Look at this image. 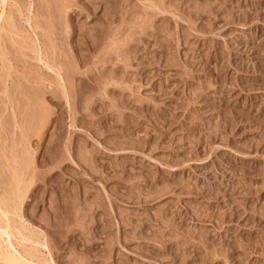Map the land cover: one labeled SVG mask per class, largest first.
<instances>
[{
	"label": "rangeland",
	"instance_id": "obj_1",
	"mask_svg": "<svg viewBox=\"0 0 264 264\" xmlns=\"http://www.w3.org/2000/svg\"><path fill=\"white\" fill-rule=\"evenodd\" d=\"M0 4V264H264V0Z\"/></svg>",
	"mask_w": 264,
	"mask_h": 264
},
{
	"label": "bare ground",
	"instance_id": "obj_2",
	"mask_svg": "<svg viewBox=\"0 0 264 264\" xmlns=\"http://www.w3.org/2000/svg\"><path fill=\"white\" fill-rule=\"evenodd\" d=\"M2 3H3V1H2ZM1 3V4H2ZM0 4V5H1ZM4 4V3H3ZM3 9V8H2ZM2 11V10H1ZM1 16H2V14H1ZM9 17V16H8ZM11 19V18H10ZM8 21V20H7ZM9 22H10V20H9ZM7 25V24H6ZM10 26V25H9ZM11 27V26H10ZM13 29H14V27H13ZM16 31V30H15ZM14 45V44H13ZM17 47V46H16ZM9 168H11V167H9ZM14 168H15V166H14ZM11 170V169H10ZM14 170V169H13ZM18 170V169H17ZM14 171H16V170H14ZM19 181H21L20 179H19ZM16 182V181H15ZM13 186V185H12ZM19 186V185H18ZM5 197V196H4ZM3 197V198H4ZM12 197V196H11ZM3 198H1V199H3ZM5 199V198H4ZM7 199V198H6ZM7 201H8V199H7ZM6 201V202H7ZM4 202V201H3ZM1 203V202H0ZM3 204H5V202L3 203ZM6 205V204H5ZM14 206V205H13ZM15 207V206H14ZM14 207H12V209L11 210H14ZM2 207L0 206V209H1ZM9 208H11L10 206H9ZM5 209V208H4ZM16 209V208H15ZM4 211V210H3ZM6 211H9V209L8 210H6ZM5 212V211H4ZM11 212H13V211H11ZM15 214V213H14ZM11 215V214H10ZM2 220V219H1ZM4 224V223H3ZM7 224V223H6ZM1 227V226H0ZM5 228L6 227H9V225H5L4 226ZM3 228V227H2ZM9 230V229H8ZM16 232V231H15ZM1 233V232H0ZM4 234H6V235H8V236H10V237H12V236H15L13 233H12V231L10 230V231H8V232H6V230L4 231ZM2 236V235H1ZM8 238V237H7ZM22 239V238H21ZM20 241H22V240H20ZM28 241V240H27ZM2 243H0V259L1 260H3V261H5V262H10V261H13V257L14 256H11V254L12 253H9L5 248L6 247H2V245H1ZM19 245V244H18ZM35 250V249H34ZM26 253V252H25ZM36 254V253H35ZM29 255H31V253H29ZM0 260V261H1ZM17 260V259H16ZM15 261V260H14Z\"/></svg>",
	"mask_w": 264,
	"mask_h": 264
}]
</instances>
